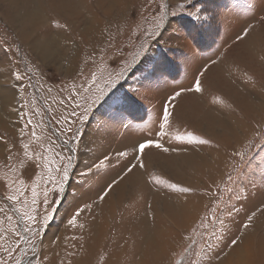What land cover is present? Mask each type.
<instances>
[{
  "label": "rangeland",
  "instance_id": "1",
  "mask_svg": "<svg viewBox=\"0 0 264 264\" xmlns=\"http://www.w3.org/2000/svg\"><path fill=\"white\" fill-rule=\"evenodd\" d=\"M119 1L107 15L106 4L84 0L73 16L56 12L55 0H0V111L16 128L0 155V264H209L247 230L251 237L215 264L228 255L232 263L246 240L249 264H264V0ZM95 19L86 40L83 27ZM45 31L68 37L61 61L34 50ZM206 111L243 123L231 134L217 127L215 138L186 119ZM181 149L217 158L204 172L182 166L176 176L206 189L190 234L154 228L157 242L142 244L136 227L135 239L118 237L126 219L145 218L144 196L185 189L171 177L178 169L156 164ZM118 173L126 191L105 220L98 208L108 195L120 198L107 189Z\"/></svg>",
  "mask_w": 264,
  "mask_h": 264
},
{
  "label": "bare ground",
  "instance_id": "2",
  "mask_svg": "<svg viewBox=\"0 0 264 264\" xmlns=\"http://www.w3.org/2000/svg\"><path fill=\"white\" fill-rule=\"evenodd\" d=\"M55 1H56V3H55V10H56V12H60V13L61 12H65L66 13L65 15H70L69 14L70 12L73 14V16L78 15L79 13L82 12L81 6L84 5V0H55ZM101 2L103 4H106L107 5L106 6V12H105V14L108 15V14L112 13V9H114V7L117 6L116 5L117 2H120V1L119 0H99V3H101ZM71 3H72L73 6L71 5ZM68 4L72 6V9L69 8V5ZM61 14H63V13H61ZM93 17H94V15H93ZM69 21L71 22V20H69ZM71 23L74 26L73 21ZM88 24H90V25H87L86 24L83 27L84 28L83 37H85L86 40H90V39L94 38V36L96 35V32H95V28L96 27L94 26V24L99 25L98 24V19L97 20L95 19V22L88 23ZM33 27H34L33 21L32 22H29V27H28L29 29H28V31H30V32L29 33L27 32V35L24 37L25 39H30V34L34 31V28ZM49 32L50 31H47V32L45 31L42 34V37L41 38H33L34 39L33 41H35V43H34V47H35L34 50H36V53H37L39 59L43 58V60L45 61V60H47V58H49L51 60L61 61L64 58V55H65V52H64L63 49H66L65 48L66 47L65 46V41L68 40V37H66L64 35V33H63L62 36L57 35V36H53L54 38H52L51 35H48ZM80 52H81L80 48L79 49L78 48H75L72 51V59L69 60V62H68L69 65L74 64V62L76 61V57L78 56V54ZM232 95H233L234 99L240 100V102H241V104H240L241 105V108L244 109L245 112H247V111L249 112V111L253 110V108L255 107V106H253V103L249 102L246 99L245 96H244L245 98L244 97H241V96H240L241 97L240 98L239 97V93L236 90H235V92L233 91ZM256 101H257V98H256ZM5 107H7V106H5ZM2 111H3L4 116H2V113L0 111V130L4 131V133H2L3 135L0 134V155H2V153L8 147V140L5 137V135L6 134L7 135H14L15 132H16V128L13 127V126H9L7 124V122H6V117L8 115V112H7L8 109H5L4 108ZM215 113H219V110L216 109ZM193 114L194 113L192 112L191 115H188L187 114V116H186V119L190 122V125H192V127L195 130L200 131V132L203 131V132H205V133H207V134H209V135H211V136H213L215 138L217 136L214 135V133H216V128L217 127L220 126L222 128V130H225V131L227 130V132L229 134H231V133H234L235 132L234 130L238 126V125H233L234 123H239V125L241 123H243L242 122V118H239L240 116L239 115H236L234 113H230L232 115L230 116L231 118L229 117L228 121L224 120L223 117H221V118L220 117H215L214 118L210 111H206L204 114L202 113L200 115V117H195ZM200 124H201V126H200ZM233 136H234V134H233ZM128 144H130L129 146H131V149H133L132 151H134L133 154H134V157H135L136 156V153H135L136 149L135 148H136L137 141H135V139H133L132 142L131 143H128ZM91 150H93V147L90 150L87 149L88 152L91 151ZM103 154L104 153H102V155ZM92 160H95V159H92ZM151 162H152L151 159L150 160L148 159V160H146L145 165L147 167L152 166L150 164ZM216 162H217V158L216 157L215 158L212 157L211 160L210 159L208 160V158L206 156H200L195 150H191V152H190V151H188L186 149L177 150V152L174 155H172L170 157H166V159L163 158V157L161 158V160H159V159L157 160L156 159V164H158L159 167L162 168L164 171L173 170L174 168L175 169H178L176 171L177 173L171 174L172 175L171 177H174L175 179L178 180L179 183L183 184L184 186H188V187H190V185H192L188 181H193L194 182V179H191L190 178V179H188L187 182H184L183 180H180V179H178L176 177L177 174H179L178 176H180V175L183 176L181 174V172H183V170L181 169L182 166H189V167L194 168L195 170H198V171L203 170V172H204V170L206 171V167H208L209 164L212 165V164H214ZM129 163H130L129 166H134V164H135L134 158H131V160L129 161ZM108 166H110V165H108ZM146 166L144 167V169H147ZM170 166H174V167H171L170 168ZM100 167H103V165L102 166H99V168ZM132 170H133V173H132V175H130L129 178H130V181H132L133 183H135V181H137L139 179V177L137 176V174L135 172V168L131 169V171ZM118 174L119 175H117L113 179V181L109 184V187H107V189L114 190L113 195H114V193L116 191L117 194H118V196H120V198H118L117 196H114V198H113V196L108 195V192H107L106 194L108 196L104 197L103 199L101 198L102 199L101 201H102V204L103 205H101L98 208L100 217H105V220H106V217H107V212L108 213H111L114 210L115 203L120 201L121 197H123V195L125 194V191H126V187H125L126 180L121 175L122 173H118ZM206 174L204 175L206 177V180H209V179L211 180L212 179L211 176H212L213 173H211L210 175H208V174L206 175ZM155 189H156V187H155ZM115 195H116V193H115ZM146 196L147 197L144 196V200H145L144 201V211H145V214H146L145 215V218L144 217L141 218V215L138 218V216L135 215L138 218L137 221H133V219L136 218V217L135 216H131L129 218V220H127V222H126V223H128V226H129L128 229L129 230H132V228L135 229L136 227H139L140 223H142L141 220L143 221V224L146 221V226L144 225L145 227L143 226L141 228L142 231H143V229L145 230L143 232L145 234V240H147L146 236H147V234L151 230V228H149V226H148L150 223H149V221L147 219L148 218L153 219V216H154V219H155L156 216H158V215L154 214L155 213V211H154L155 208L154 207H155L156 204H160V202H163L164 204L161 203V206L163 205L162 206V209L164 211L163 214L165 216H167V217L172 216L174 219L176 218L177 220H181V218L184 219L185 216H187V213L189 212V208H191L192 205H193L189 201L180 202V200H178L177 204H178L179 207L177 209H175L174 206L170 202L168 203L169 200H166V199H168V197L171 198L172 196H164L165 198H163V199H162V196H163L162 194L161 195H157V194L156 195H153L152 193H149ZM178 196H180V195H178ZM178 198L179 197L175 196V199L176 200ZM105 206L107 207V212H106ZM99 221H104V220L102 218H100ZM100 226L103 228V224H100ZM247 244L248 243H247V240H246V243L244 244V246H242L243 249H244V253L243 254L241 253V254H238L237 255L236 254L237 253L236 249L235 248L232 249V254L234 252H235L234 255L236 254L235 259L232 260V263H231V260H230V256L228 255V257L226 259L223 258L224 260L222 261L221 264H249L250 263V261H249V253H248L249 250L247 249V248H249V245H247ZM241 257H242V259H241Z\"/></svg>",
  "mask_w": 264,
  "mask_h": 264
},
{
  "label": "crops",
  "instance_id": "3",
  "mask_svg": "<svg viewBox=\"0 0 264 264\" xmlns=\"http://www.w3.org/2000/svg\"><path fill=\"white\" fill-rule=\"evenodd\" d=\"M195 182V183H194ZM190 181V184L191 183H194V184H192V185H190V187H188V186H185L184 188V190L183 191H181V192H178L177 193V195H169V196H172L171 198H169L168 197V199H166V200H169L168 201V203L170 202L173 206H174V208L175 209H177L179 206H178V204H177V202H178V200H180V202H186V201H189L191 204H193L192 205V207L191 208H189V212L187 213V216H185V218L183 219V218H181V220H177L176 218L174 219L172 216H169V217H167V216H165L164 214H163V209H162V206L160 207V210L158 209V206L157 205H161V203L160 204H156L155 205V209H154V211H155V213L154 214H156V215H158V216H156V218L154 219V216H153V219H154V222H153V219H151V218H148L147 220L149 221V228H151V230H150V232L147 234V236H146V238H147V241H145V243H143L142 242V244H149L150 242H152V237H151V235H152V229H154V228H158V229H160L161 231H162V235H163V233L165 234V233H167L170 229H172V228H181V229H183L184 230V232L183 233H185L186 231L187 232H189L188 234H190V232H191V227L194 225V222L196 221V219L198 218V215L204 210V208H205V206H206V204H207V198H206V196L204 195V194H206L205 192V190L206 189H204L203 190V188L202 187H197L196 189L194 188V187H196L198 184H196L197 182L196 181ZM178 195H180V196H178ZM175 196H177V197H179L177 200L175 199ZM167 198V197H166ZM163 199V198H162ZM175 199V200H174ZM120 202V201H119ZM163 203V202H162ZM117 204H118V202H117ZM164 204V203H163ZM146 206V205H145ZM114 209H115V207H114ZM114 211V210H113ZM112 211V212H113ZM106 212H107V207H106ZM145 212V211H144ZM144 215V214H143ZM146 215V214H145ZM152 217V216H151ZM139 218V217H138ZM138 218H134L133 219V221H137V219ZM179 218V217H178ZM108 219V212H107V217H106V220ZM159 219V220H158ZM127 220H129V218L128 219H126V221ZM123 224V226L125 225V229H123L121 232L119 231V234H121V235H117L118 237H124L125 238V234H127V236H128V238H129V241H130V238H132V239H135L133 236H132V233H133V230H134V228H132V230H129V229H127L126 228V225L128 226V223H122ZM145 224H143V223H140V225H139V227H138V229H137V232H138V234H139V232L140 231H142L141 230V228L144 226ZM145 227V226H144ZM136 229V228H135ZM148 230V231H149ZM189 230V231H188ZM127 231V232H126ZM143 231H145L144 229H143ZM171 232H174V231H172L171 230ZM186 232V233H187ZM117 234H118V232H117ZM242 235H241V240H240V242L243 240V237L246 235V236H248V238H249V236L251 237V232L250 231H246V232H242L241 233ZM129 235H131V237L129 236ZM140 235V234H139ZM141 236H144L143 234H141ZM177 238V237H176ZM178 239V238H177ZM128 240V239H127ZM127 240H125L124 241V243L127 241ZM153 242L155 243V242H157V240H156V238L155 239H153ZM239 242V243H240ZM134 243V242H133ZM238 242H235V243H233V241H231L229 244V249H227V251H229L231 248H232V246H234V245H236ZM238 243V244H239ZM141 243H138L137 244V246H139ZM133 247V249L135 250V256H136V258L135 259H137V252H138V250H139V248L138 247ZM137 248H138V250H137ZM182 248V247H181ZM180 249V248H179ZM227 251H225V252H223L224 253V255L222 254L221 256H218V258H216V259H213V261L212 262H210L209 264H215V262L217 261V260H220L222 257H224V256H226L228 253H227ZM118 253V252H117ZM218 255H219V253H218ZM117 256V254H115L114 256H111L112 258H115ZM111 258V259H112ZM107 259H109V257H107ZM131 262V261H130ZM128 263V264H131V263Z\"/></svg>",
  "mask_w": 264,
  "mask_h": 264
},
{
  "label": "snow or ice",
  "instance_id": "4",
  "mask_svg": "<svg viewBox=\"0 0 264 264\" xmlns=\"http://www.w3.org/2000/svg\"><path fill=\"white\" fill-rule=\"evenodd\" d=\"M17 79H19V77H17ZM196 90H197V91L200 90L198 84H197V88H196ZM168 117H169V113H168L167 109H165V111H164V115H163V119H164L165 121H167V120H168ZM161 127L163 128V125H161ZM157 146H159V145H157ZM139 148H140V149H144V148H145V144H144V143H141V144L139 145ZM119 155L123 156L124 153H120ZM101 163H102V162H101ZM69 222L71 223L72 221H69ZM233 243H235V241H233Z\"/></svg>",
  "mask_w": 264,
  "mask_h": 264
}]
</instances>
